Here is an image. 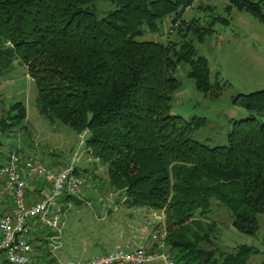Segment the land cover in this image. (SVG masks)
Masks as SVG:
<instances>
[{
    "label": "trees",
    "instance_id": "obj_1",
    "mask_svg": "<svg viewBox=\"0 0 264 264\" xmlns=\"http://www.w3.org/2000/svg\"><path fill=\"white\" fill-rule=\"evenodd\" d=\"M101 1L116 6L104 19L96 14ZM195 1L0 0V76L10 74L18 60L36 85L40 115L78 136L86 133V149L107 167L109 185L126 207L166 215L176 264H248L257 252L241 246L223 253L214 244L217 224L209 219L217 205L239 232L259 231L264 91L235 98L249 117L233 124L221 147L194 139L206 119L171 114L181 66L205 95L216 99L222 93L218 82L211 83L209 63L195 42L203 43L217 23L228 26L230 20L210 6L207 26L179 23ZM263 5L264 0H230L225 13L237 9L264 21ZM170 17L179 42L140 40L158 34ZM26 120V106L11 105L0 120L2 134L23 128Z\"/></svg>",
    "mask_w": 264,
    "mask_h": 264
},
{
    "label": "rangeland",
    "instance_id": "obj_2",
    "mask_svg": "<svg viewBox=\"0 0 264 264\" xmlns=\"http://www.w3.org/2000/svg\"><path fill=\"white\" fill-rule=\"evenodd\" d=\"M229 4L230 0H196L179 20L207 26L213 17L207 9L210 6L215 8L216 16L230 20L228 26L217 23L215 33L203 43L195 42L199 55L209 63L211 83L222 86L219 98L199 91L195 81L188 77V67H179L174 75L180 88L173 97L171 114L187 121L194 117L206 119L207 125L194 133V139L212 148L225 146L233 124L249 117L234 102L235 98L264 91V21L237 9L227 15L225 9ZM115 9L112 3L98 2L97 17L104 19ZM262 10L264 13V5ZM173 20L174 17L167 18L158 34L147 33L140 40L179 42ZM18 102L26 106L27 120L23 128L5 136L0 127V166L7 163L13 151H18L22 160L38 159L56 170L77 159L76 166L85 180L80 197L58 202L51 211V217L58 211L62 214L59 228L41 222L32 233L31 264H74L116 249L128 251L131 248L121 241L126 233L143 236L144 229L150 232L161 224H153L156 220L152 212L149 220L139 209H133L138 215L128 214L125 199L109 185L107 167L86 149V133L78 136L68 126L59 122L50 124L40 115L36 85L17 60L10 74L0 76V120ZM209 220L217 224L214 244L223 253L233 254L237 247L247 246L257 252L248 264H264V215L258 217L259 231L255 236L236 230L229 213L220 206L214 207Z\"/></svg>",
    "mask_w": 264,
    "mask_h": 264
},
{
    "label": "built area",
    "instance_id": "obj_3",
    "mask_svg": "<svg viewBox=\"0 0 264 264\" xmlns=\"http://www.w3.org/2000/svg\"><path fill=\"white\" fill-rule=\"evenodd\" d=\"M77 159L56 170L38 159L22 160L18 151L9 155L0 167V264H31L32 233L39 223L58 229L62 214L50 213L60 199L78 198L83 192L85 180L76 174ZM41 187L35 198L32 187ZM148 232L152 249H116L85 262L74 264H151L164 261L176 264L168 247L169 232L165 222Z\"/></svg>",
    "mask_w": 264,
    "mask_h": 264
},
{
    "label": "crops",
    "instance_id": "obj_4",
    "mask_svg": "<svg viewBox=\"0 0 264 264\" xmlns=\"http://www.w3.org/2000/svg\"><path fill=\"white\" fill-rule=\"evenodd\" d=\"M41 191V187L38 186V185H35L32 187V190H31V194L33 195V197H37L39 195ZM135 210L133 209H128V214L129 215H138L137 212H134ZM138 211H140L141 213L145 214L147 216V220H149L150 216H151V212L153 213V217L155 218L156 221L153 222V224L157 225L158 223L162 222L163 220V213H158V212H153V211H150V210H147V209H139ZM139 212V213H140ZM125 245H128L131 249L130 250H133V249H137V248H145V249H152L153 247V243L150 239V236H146V237H143V236H136L135 234L133 233H126L125 236L122 238L121 240ZM111 252V251H110Z\"/></svg>",
    "mask_w": 264,
    "mask_h": 264
}]
</instances>
